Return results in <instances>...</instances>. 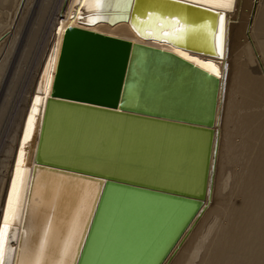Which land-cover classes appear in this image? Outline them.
Here are the masks:
<instances>
[{"label": "bare ground", "instance_id": "1", "mask_svg": "<svg viewBox=\"0 0 264 264\" xmlns=\"http://www.w3.org/2000/svg\"><path fill=\"white\" fill-rule=\"evenodd\" d=\"M48 1L0 0V219L24 122L39 93L43 108L52 97L210 127L212 136H198L186 183L202 202L155 262L264 264V0H192L225 12L222 51L210 16L187 26L154 12L149 0H103L99 7L78 0L102 32L60 20L67 1L58 9ZM231 91L235 98L226 104ZM59 109L49 107L53 133L45 131L42 155L64 152V164L140 176L109 161H79L83 148L106 153L98 143L107 130L83 129L75 149V133L69 123L60 127ZM208 217L198 241L180 256Z\"/></svg>", "mask_w": 264, "mask_h": 264}, {"label": "water", "instance_id": "2", "mask_svg": "<svg viewBox=\"0 0 264 264\" xmlns=\"http://www.w3.org/2000/svg\"><path fill=\"white\" fill-rule=\"evenodd\" d=\"M149 1L157 14L187 26L198 24L202 15L210 16L216 19L213 28L217 33V14L225 15L192 0ZM212 52L220 55L216 49ZM51 105L64 110L60 127L69 123L75 149L90 125L100 135L107 130L108 138L98 143L107 148L106 153L95 155L83 148L79 161H109L115 168L120 164L140 176L64 164V152L42 155L44 133H53ZM202 133L212 136V129L52 97L43 108L36 93L0 219V264L158 263L202 202V197H194L186 187ZM150 171L153 175L148 176ZM182 181L180 187L173 185Z\"/></svg>", "mask_w": 264, "mask_h": 264}, {"label": "rangeland", "instance_id": "3", "mask_svg": "<svg viewBox=\"0 0 264 264\" xmlns=\"http://www.w3.org/2000/svg\"><path fill=\"white\" fill-rule=\"evenodd\" d=\"M50 1V0H49ZM48 1V2H49ZM55 2L54 4L56 5V7H55V9H58V7L60 6L59 4L62 2L61 0H51V2H49L50 3V5H51V3H53V2ZM61 1V2H60ZM67 1V5H65V8H63L64 10H62L61 11V13H60V16L62 17V18H59L60 20H65V21H67V22H70V21H72V19H73V22L74 23H80L79 25L80 26H83V27H86V28H91V29H95V30H97V31H104L103 30V27H101L99 24H93V23H95V22H89V20L90 19H92L93 17V13L92 14H90L91 15V17L89 18L88 17V14L87 13H91V12H93L91 9H84L85 7H84V5L80 2V1H78V0H71V2H70V0H66ZM69 1V2H68ZM73 1V2H72ZM59 2V3H58ZM75 2V3H74ZM80 2V3H79ZM69 3V4H68ZM72 5H71V4ZM76 3H78L77 5H76ZM79 4H81V5H79ZM74 5H76V7L74 6ZM72 6V7H71ZM78 6V7H77ZM74 7V8H73ZM82 7V9H80ZM71 8V9H70ZM54 9V10H55ZM75 9V10H74ZM81 11H80V10ZM79 10V11H78ZM83 10L85 11H88L87 13H86V11L85 12H83ZM70 11V12H69ZM73 11V12H72ZM80 12H82V14L80 13ZM67 13V14H66ZM74 13V14H73ZM76 13V14H75ZM79 14V15H78ZM72 15H74V16H76L75 18H74V16H72ZM86 15H87V17H86ZM65 17V18H64ZM67 17L68 18H70V19H67ZM78 18V19H77ZM87 18V19H86ZM67 19V20H66ZM78 21H77V20ZM82 19V20H81ZM87 20V21H86ZM84 21V22H83ZM90 23V25H88ZM236 24L235 23V21L234 20H232L231 21V25H234V24ZM65 25H68L67 23H64ZM85 24V25H84ZM95 26H97V27H95ZM149 40H144V42H148ZM149 43H152L151 41H149ZM229 58V57H228ZM230 58H233V56H230ZM226 62H229V59H227L226 60ZM234 92L233 91H231L230 93H228L227 94V96L228 97H226V104L230 101V100H233L235 97H234ZM224 129H225V125H224ZM3 150H5V149H2V148H0V151H1V154H0V160H2L3 159V161L5 160V158H4V156L3 155H5L4 153V151ZM3 154V155H2ZM2 161V162H3ZM1 161H0V163H2ZM2 165V164H1ZM1 165H0V167H1ZM0 170H1V172H2V169L0 168ZM1 172H0V174H1ZM3 173V172H2ZM210 218L211 217H208V218H204L197 226H196V228H195V237H193V239H192V241L190 242V244H187L186 246H184L185 247V249L183 248V250L181 251V253H180V256H185L187 253H188V251H189V249L191 248V246H192V244L193 243H195L196 241H198V239H199V237H200V234L202 233V231H204V229L208 226V223H209V221H210Z\"/></svg>", "mask_w": 264, "mask_h": 264}, {"label": "snow or ice", "instance_id": "4", "mask_svg": "<svg viewBox=\"0 0 264 264\" xmlns=\"http://www.w3.org/2000/svg\"><path fill=\"white\" fill-rule=\"evenodd\" d=\"M96 5L99 7L102 5L103 0H95ZM219 20V33L214 34V43L217 50H221L223 48V35H224V16L223 14H217ZM89 22H94L89 20ZM175 23H179V21H174ZM183 27L180 28V31H183ZM40 264H48L47 261L40 262Z\"/></svg>", "mask_w": 264, "mask_h": 264}]
</instances>
